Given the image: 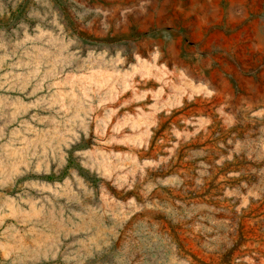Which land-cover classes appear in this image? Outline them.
Here are the masks:
<instances>
[{"label": "rangeland", "instance_id": "374dc122", "mask_svg": "<svg viewBox=\"0 0 264 264\" xmlns=\"http://www.w3.org/2000/svg\"><path fill=\"white\" fill-rule=\"evenodd\" d=\"M0 264H264V0H0Z\"/></svg>", "mask_w": 264, "mask_h": 264}, {"label": "trees", "instance_id": "16d2710c", "mask_svg": "<svg viewBox=\"0 0 264 264\" xmlns=\"http://www.w3.org/2000/svg\"><path fill=\"white\" fill-rule=\"evenodd\" d=\"M48 178H52V176H49Z\"/></svg>", "mask_w": 264, "mask_h": 264}]
</instances>
